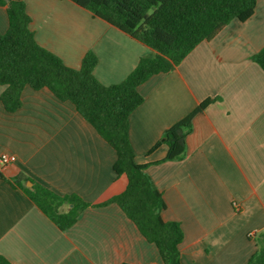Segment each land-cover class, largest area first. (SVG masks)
<instances>
[{
  "label": "crops",
  "instance_id": "1",
  "mask_svg": "<svg viewBox=\"0 0 264 264\" xmlns=\"http://www.w3.org/2000/svg\"><path fill=\"white\" fill-rule=\"evenodd\" d=\"M24 2L35 41L72 68L93 51V73L103 84L120 82L152 52L71 0ZM7 28L0 5V32ZM263 46L264 0H257L248 19H232L173 71L137 87L143 101L129 114V140L136 162L149 163L145 171L165 203L161 218L181 227V264H246L264 234V71L250 59ZM208 98L215 100L192 117L185 156L155 163L167 147L149 149ZM3 152L16 156L0 164V256L11 264H161L155 243L120 206L103 203L127 178L114 172V150L71 102L29 85L16 110L0 101ZM18 175L90 205L61 230L7 181Z\"/></svg>",
  "mask_w": 264,
  "mask_h": 264
},
{
  "label": "trees",
  "instance_id": "2",
  "mask_svg": "<svg viewBox=\"0 0 264 264\" xmlns=\"http://www.w3.org/2000/svg\"><path fill=\"white\" fill-rule=\"evenodd\" d=\"M71 1L147 45L151 54L140 57L120 82L103 84L93 73L97 64L93 51L83 55L78 68L65 65L58 55L35 41L24 0H0L8 17L7 30L0 32V84L6 85L0 101L6 111L16 110L21 105L22 88L29 85L35 90L45 87L58 99L71 102L114 150V172L127 178L125 189L103 203L113 201L120 206L146 239L155 243L161 264H181L178 246L183 232L178 222L161 218L165 203L145 171L149 163L135 160L128 117L143 101L138 85L154 74L173 71L195 45L213 38L232 19H248L257 0ZM250 59L264 71V46ZM214 100L208 98L199 103L163 132L148 151L166 145V155L155 163L185 156V137L191 131L192 117ZM7 181L26 194L61 230L73 225L79 212L90 205L75 194H57L23 175ZM64 205L69 207L63 209ZM0 264L11 263L0 256ZM246 264H264V234L257 237V249Z\"/></svg>",
  "mask_w": 264,
  "mask_h": 264
},
{
  "label": "built area",
  "instance_id": "3",
  "mask_svg": "<svg viewBox=\"0 0 264 264\" xmlns=\"http://www.w3.org/2000/svg\"><path fill=\"white\" fill-rule=\"evenodd\" d=\"M16 160V156L14 154H9L6 152H3L0 154V164L4 165L7 163L14 162ZM253 234L251 232L248 233V236H252Z\"/></svg>",
  "mask_w": 264,
  "mask_h": 264
},
{
  "label": "water",
  "instance_id": "4",
  "mask_svg": "<svg viewBox=\"0 0 264 264\" xmlns=\"http://www.w3.org/2000/svg\"><path fill=\"white\" fill-rule=\"evenodd\" d=\"M30 183V182H29Z\"/></svg>",
  "mask_w": 264,
  "mask_h": 264
}]
</instances>
